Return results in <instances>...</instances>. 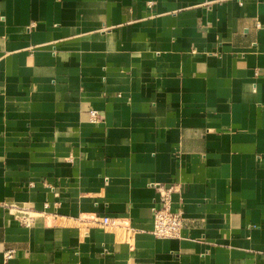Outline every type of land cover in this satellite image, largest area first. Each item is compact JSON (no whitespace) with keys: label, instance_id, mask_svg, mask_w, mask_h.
Here are the masks:
<instances>
[{"label":"crops","instance_id":"1","mask_svg":"<svg viewBox=\"0 0 264 264\" xmlns=\"http://www.w3.org/2000/svg\"><path fill=\"white\" fill-rule=\"evenodd\" d=\"M0 264H264V0H0Z\"/></svg>","mask_w":264,"mask_h":264},{"label":"built area","instance_id":"2","mask_svg":"<svg viewBox=\"0 0 264 264\" xmlns=\"http://www.w3.org/2000/svg\"><path fill=\"white\" fill-rule=\"evenodd\" d=\"M93 121L99 119L96 111H91ZM159 206L154 208V226L153 233L158 237H173L180 233L183 226V211L181 208H175L172 201L171 189L159 188ZM119 220L109 216H102L99 224L101 227L108 225H117ZM15 255L14 249L5 252L6 260L12 259Z\"/></svg>","mask_w":264,"mask_h":264}]
</instances>
